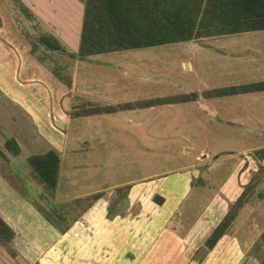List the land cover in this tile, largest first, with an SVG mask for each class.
<instances>
[{
	"label": "rangeland",
	"instance_id": "1",
	"mask_svg": "<svg viewBox=\"0 0 264 264\" xmlns=\"http://www.w3.org/2000/svg\"><path fill=\"white\" fill-rule=\"evenodd\" d=\"M8 1L13 17L24 28L28 40H34L39 33H48L41 19L22 0ZM210 11L209 15L215 14V11ZM201 14L200 9L196 23L205 19L199 18ZM212 17L214 19H205L208 28L204 34L192 33L181 40L99 51L72 58L67 52L75 51L77 20L75 29L71 27L69 31L65 30L69 38L61 39L65 49L63 52H44L42 45L35 48V54L43 56L44 60L34 57L48 69L59 64L64 67L61 73L66 76L69 74L71 80L72 71H75L78 80L84 83L93 79L92 82L94 78L106 82L110 98L117 103L179 92L196 93L194 99L174 102L170 107L145 109L146 122L144 132L140 127V141L138 135L135 138L129 133L126 120L124 126H118L123 128V132L106 136L107 159L103 164L106 175L102 177L106 184L116 179H135L139 176L137 180L147 181L152 188L164 184L167 200L162 211L171 218L170 223L175 224V227H181L188 221L187 227L213 193L206 191L199 198L194 195L192 188L186 193L184 176L188 173V176L194 175V181L197 177L204 178L201 179L203 182L211 181L206 176V170L209 169L205 167L215 163V158L240 149L235 158H248L251 147L260 145L261 136L264 137V90L209 97L202 94V90L207 88L264 78V28L227 31L222 27V31H214L215 15ZM219 17L231 22L234 14L219 15L216 19ZM230 26L224 27L232 28ZM91 59L94 62L83 61ZM25 70L50 82L46 75L33 68L30 61ZM50 78L62 82L53 73ZM91 103L94 104V100L84 105ZM203 105L215 109L216 114H210ZM3 137L4 134L0 135V148L8 155L2 143ZM231 160H225L226 165L223 163L214 169L217 170V178L224 174L219 175V171L226 173L227 163ZM5 161L11 169L22 174L29 186L36 189L35 181L26 176L28 174L22 169L29 167L25 161H21L18 167L14 166L11 158ZM84 168L83 172H86L87 168L94 167ZM108 170L120 172L115 174ZM87 179L75 183V187L94 184L93 175L87 176ZM253 181L255 185L246 198L247 201L249 197L251 207L244 208L239 217L231 221L228 227L231 239L227 248L222 252L217 251L210 258L204 256L206 249L203 237L207 225L203 230L189 234V242H193L190 246L196 247L195 251L186 250L183 243L173 236L154 252L143 254L132 251L112 256L109 259L111 261H107L105 256L94 254V238L82 239L78 235V238L56 239L47 229L36 239L17 238L11 242H0V264H257L264 255V171L255 174ZM46 194L51 197L49 192ZM92 200L90 195L79 200L81 202L75 200L45 207L43 214L48 219L47 227L52 231V226L60 231L65 229L68 216L71 213L76 215V211L85 208ZM92 225L91 230L89 226ZM81 230L84 233L94 232V223L82 226Z\"/></svg>",
	"mask_w": 264,
	"mask_h": 264
},
{
	"label": "crops",
	"instance_id": "2",
	"mask_svg": "<svg viewBox=\"0 0 264 264\" xmlns=\"http://www.w3.org/2000/svg\"><path fill=\"white\" fill-rule=\"evenodd\" d=\"M22 1L39 20L41 19L46 32L55 35L60 44L63 42L62 38L63 40L69 38L65 30L69 31L71 27L75 29L79 20L74 48L76 50L83 14L82 1ZM7 2L9 3L8 0H0V129H3L0 135L4 134L3 144L12 137L17 145L15 153L6 148L9 156L0 148V216L13 229V235L8 242L17 238L36 239L48 229L56 239L78 238V235L82 239L94 238V254L105 256L107 261H111L109 259L112 256L125 255L132 251L149 254L162 247L165 240L173 236L183 243L186 250L195 251L196 247L190 246L193 242H189V234L197 233L207 225L203 237L205 238L228 205L240 193L257 166L261 164L264 168V154L259 159L252 154L256 148L264 146V137L261 136L260 145L251 147L248 158L236 159L235 155L241 149L232 150L215 158V163L208 166L204 164L205 168L209 169L206 170V176L211 181L203 182L201 179L204 178L200 177L194 181V175L188 176V173L184 176L186 193L190 188L197 198L206 191L213 193L187 227L185 226L188 221L181 227H175V224L170 223L171 218L162 211L167 200L164 184L152 188L147 181L144 183V180H137L141 176L135 179H116L110 184H106L102 178L106 175L103 164L107 159V137L123 132V128L118 126H124L126 120L129 133L135 138L138 135L140 141V127L142 126L144 132L146 122L145 109H153L155 106L170 107L174 102L150 107L117 109L111 112L71 114L75 107L89 100L100 104L117 102L110 98V89L104 81L99 82L94 78V81L91 82L93 80L91 79L84 83L78 80L75 71H72L69 85H64L56 78H50L52 77L50 69L42 65L30 52V42L25 30L13 17L12 8ZM29 61L38 73L50 79L49 83L44 77L25 70ZM83 61L94 62L92 59ZM203 107L208 108L206 105ZM208 109L210 114H216L215 109ZM48 149L54 150L59 157L57 182L54 190L49 192L51 197H48L47 191H44L42 183L26 161L28 154L42 153ZM10 158L14 166L18 167V164L21 166V161L28 164V168L22 169L28 174L26 176L35 181L36 189L29 186L21 173L11 169L5 161ZM227 159L232 160L227 163L226 173L219 171V175L224 174L217 178L218 173L214 169ZM84 166L94 168H87L86 172H83ZM108 171L115 174L120 172ZM89 175L94 176V184L75 187V183L88 180ZM92 193L98 195L85 208L76 211V215L69 213L66 220L69 225L66 224V228L61 229L62 232L56 227L52 226L53 231L47 227L48 219L43 214L45 207L75 200L81 202L79 200ZM158 196L162 197L160 203L156 201ZM248 201L249 197L234 218L239 217L244 208L246 210L247 207H251ZM170 212L169 210L168 213ZM93 223L94 232L84 233L81 230L82 226ZM89 227L91 229L93 225ZM230 239L227 228L210 249L204 246L206 249L204 256L210 258L217 251L222 252L227 248Z\"/></svg>",
	"mask_w": 264,
	"mask_h": 264
},
{
	"label": "trees",
	"instance_id": "3",
	"mask_svg": "<svg viewBox=\"0 0 264 264\" xmlns=\"http://www.w3.org/2000/svg\"><path fill=\"white\" fill-rule=\"evenodd\" d=\"M82 2L83 14L77 48L75 51L67 52L68 56L72 58L83 57L99 51L181 40L188 38L192 33L204 34L208 28L205 19L207 17L213 18L214 15V22H216V26L213 27L214 31H222L223 29L241 31L264 28V0H82ZM200 9L202 14L199 15V18L205 19H200L196 23V16ZM210 10L215 11V14L209 15ZM227 13L234 14L233 21L229 22L230 20H223L220 17L216 19V16ZM229 25L232 28H227ZM29 42L30 52L38 60H44V58L35 54L37 45H42L44 52L47 50L63 52L65 50L57 37L51 33H39L34 40L29 39ZM49 68L62 82L66 85L70 84V75L66 76L61 73V69H64V67L56 64V66L52 65ZM262 90H264V78L207 88L202 90V94L209 97ZM195 96V92H179L122 103L100 104L94 102V104L91 103L88 106L80 104L71 111V114H91L125 108L147 107L160 103L187 101L194 99ZM4 145L12 153L17 151V145L12 137L8 138ZM253 154L258 159L261 158L264 154V146L256 148ZM26 161L45 190L52 192L57 182L58 154L54 150L48 149L42 153L28 154ZM255 171L204 238L203 244L207 249H210L217 239L226 232L238 209L253 189L255 174L259 175L264 171V168L259 164ZM90 195L94 199L98 193ZM156 199L160 203L162 197L158 196ZM12 235L13 229L0 216V242H8ZM257 264H264V255Z\"/></svg>",
	"mask_w": 264,
	"mask_h": 264
},
{
	"label": "water",
	"instance_id": "4",
	"mask_svg": "<svg viewBox=\"0 0 264 264\" xmlns=\"http://www.w3.org/2000/svg\"><path fill=\"white\" fill-rule=\"evenodd\" d=\"M208 111H210V109L207 108Z\"/></svg>",
	"mask_w": 264,
	"mask_h": 264
}]
</instances>
